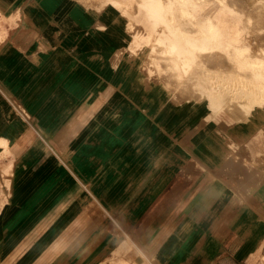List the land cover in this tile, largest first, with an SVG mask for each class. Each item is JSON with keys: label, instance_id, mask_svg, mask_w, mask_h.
I'll return each mask as SVG.
<instances>
[{"label": "crops", "instance_id": "crops-1", "mask_svg": "<svg viewBox=\"0 0 264 264\" xmlns=\"http://www.w3.org/2000/svg\"><path fill=\"white\" fill-rule=\"evenodd\" d=\"M69 1L0 0V138L15 157L0 264H94L122 243L150 264H254L264 251V169L248 189L219 184L213 173L228 147L202 134L185 150L172 137L195 123L164 122L165 112L155 118L147 108L170 131L125 153L132 131L148 135L140 108L118 99L103 116L115 91L87 58L58 67L57 33L76 37L89 14ZM254 132L231 141L256 151Z\"/></svg>", "mask_w": 264, "mask_h": 264}, {"label": "bare ground", "instance_id": "bare-ground-1", "mask_svg": "<svg viewBox=\"0 0 264 264\" xmlns=\"http://www.w3.org/2000/svg\"><path fill=\"white\" fill-rule=\"evenodd\" d=\"M72 1L95 17L94 25L100 29L106 23L98 16L113 14L127 36L125 45L112 53L108 72L102 66H88L90 72L98 74L115 91L99 113L105 116L118 99L138 109L132 97L125 96L115 75L125 63L134 65V60L142 57L139 69L146 88L152 84L161 87L176 113L193 108L205 110L179 142L176 135L172 140L190 150L196 138L201 140L202 134L210 136L229 149V155L221 157L213 173L216 181L233 190L255 185L264 163V0ZM11 22L16 23V19L12 18ZM138 110L145 117L147 131L144 133L150 136L139 130L132 131L124 140L125 153L142 152L149 146L155 130L170 131L148 111ZM168 117L165 113L164 122L170 120ZM95 122L94 117L88 126ZM244 129L255 131L252 142L256 144V151L243 141H231L238 130ZM233 152L236 157L232 156ZM11 154L7 141L0 138V212L10 189L9 175L15 162ZM60 158L65 161L66 157ZM201 164L196 163V166L202 168ZM232 175L237 176L234 184L232 179L224 178ZM130 247L133 246L122 243L109 264H150L137 245L136 253L127 258L126 251ZM254 264H264V251Z\"/></svg>", "mask_w": 264, "mask_h": 264}, {"label": "rangeland", "instance_id": "rangeland-1", "mask_svg": "<svg viewBox=\"0 0 264 264\" xmlns=\"http://www.w3.org/2000/svg\"><path fill=\"white\" fill-rule=\"evenodd\" d=\"M58 5L61 7V3H58ZM67 6L70 10L81 9L74 1H69ZM98 18L106 23V26L102 29L94 25L96 18L88 14L87 18L84 17L83 19H78L83 21L84 28L78 33H74L76 37L70 33L67 35H63L59 32L57 33L58 39L63 38V40L61 39V42L58 44L59 46H57L58 56H61L60 62L58 63L59 68L65 69L66 65L75 61L76 58L83 56L87 58L88 63L94 68L102 66L105 68V71L108 72L112 53L116 48L125 45L127 36L122 31V24L120 21L114 20L115 17L113 14L109 13L107 15H100ZM60 20L61 19H57L55 22L57 27L60 23ZM141 60L142 57L135 59L134 65L125 63L115 75V78L120 82L124 92L133 97V100L140 109L147 108L153 113L155 118L159 117L161 112L168 113V118H170V121L172 116H175V118L179 117L181 120L184 119L185 122L188 121L190 123H196L200 118H202V116L205 114V110L203 108H193L190 110L187 109L184 112L180 111L176 113L175 109L173 108L175 106L169 101V98L162 91L161 87L152 84L149 88H146L142 83L144 76L141 74L139 69V63ZM109 72L110 76L113 77L112 72ZM160 101H162V103ZM191 111L193 113H191ZM262 164V169H264V163ZM130 253L132 255H130ZM135 253V246L128 248L126 251L128 256L127 258H131V256H133ZM110 258L111 256L105 257L104 259L102 258L96 261L94 264H109ZM258 263H260L259 260Z\"/></svg>", "mask_w": 264, "mask_h": 264}]
</instances>
